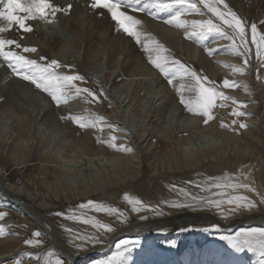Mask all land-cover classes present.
Listing matches in <instances>:
<instances>
[{"label":"rangeland","instance_id":"374dc122","mask_svg":"<svg viewBox=\"0 0 264 264\" xmlns=\"http://www.w3.org/2000/svg\"><path fill=\"white\" fill-rule=\"evenodd\" d=\"M162 2L169 3V0H162ZM225 2L243 18L246 24H257V39L259 40V36L264 34V23H262L264 21V0H225ZM51 3L64 9V11L58 12L55 18H52L53 20L62 21L61 18L69 16L73 11V14H82L79 26V41L83 45V51L80 62L74 61L68 55L61 58L54 53L60 45V39L52 35L49 36L46 32L41 34L37 29L41 28L39 27L42 24H40L41 20L27 22L33 28L32 32H23L18 26L13 25L9 31L0 33V38L15 40L22 46L35 47L37 52L25 53V55L30 59L37 60L38 63H47L52 59H56L62 65H71V71L63 68L60 71L67 74L78 73L83 75L85 81L77 82L80 87H88L98 95L102 90L104 95L100 97L99 102L88 103L83 97H74L69 100L70 102L77 99L76 104H72L73 107L72 105L69 106V102L57 106L47 93L36 89L30 82L15 76L8 68L7 63L0 58V64L4 68V72L10 75V80H19L20 83L33 92L39 93L44 99L41 103L46 108L45 112L42 110L38 117L28 116L30 119L26 117L21 130L23 132H20L22 133L21 138H13L16 134L10 135L11 129H4L0 133V169L4 172V178L9 182L16 186L22 185L23 190L19 193H11L13 197L31 203L36 212L53 224L56 239L59 244L65 246L68 253L78 254L99 244L85 243L77 239V236L96 235L104 243L111 234V232H104L103 229L97 230L91 223H83L84 219L109 224L117 230L124 225L142 221L140 219L141 215L148 216L147 220H149L166 216L175 211H193V208H175L165 203L166 201L191 202V198L185 193H190L196 197H204L205 199H219L222 197L220 195L214 196L213 193L236 195L239 191V189L233 191L230 188L207 190L211 180L224 181L231 178L232 182L251 183L257 189V192L264 194V48H261V57L258 58L256 56V46L249 43L251 53L245 74H232L231 69L226 67L225 64L216 63L217 61H223L227 64H242L243 59L232 51L231 41L225 40L216 33L207 34L202 41L196 37L186 39L184 28L165 23L177 12H184L181 19L189 22L187 25L188 31H191V21L194 19L211 18L215 21V18L202 5H200V12H187L180 5L157 6L154 0H140L138 5L135 0H132V3L125 7L124 10L128 14L141 21L138 27L142 33L151 36L169 49L170 58L179 59L182 63L196 69L198 72H202L210 80L216 81L218 86L222 85L224 78L238 81L237 87L229 89L221 87L220 90L225 92L226 95L235 97L240 103L233 104L231 101H227L225 102L227 107L217 106L213 109L214 119L205 125L203 117L189 113L179 102L176 89L185 81L178 78L179 80L174 82L175 87L169 85L164 75L148 62L147 54L141 46L122 31L115 30V24L106 10L91 9V0H70L67 2L65 0H51ZM69 5H71L70 9L68 8ZM135 7L144 8V11H132L131 9ZM82 10L83 13L80 12ZM150 13L154 15H150ZM21 15L23 14L21 13ZM0 23V27L7 26L6 21L1 20ZM75 25H78V23H71V30L75 29ZM42 27H46L44 23ZM162 28L172 29L173 32H176L175 39L165 36ZM45 33L50 46L42 47L30 41L32 38L45 36ZM229 33L231 34L230 30ZM248 40L249 42L251 40L250 28L248 30ZM239 43L240 41L237 39V44ZM69 46L71 47V45ZM206 47L215 49V54L209 56L205 51ZM11 48L18 52L22 51V49H15L14 45ZM100 48L108 55V68H105L101 77H98L91 71H95L96 61L100 58ZM194 49L199 51L197 52ZM95 52H97L99 58H94ZM195 53L198 54L195 55ZM41 56L47 59L41 61ZM203 57L213 67L209 66L210 72L200 61ZM116 58H119L118 68H114ZM214 66L218 67V70L219 67L230 69L231 75L228 73L229 71L223 73V69L218 71ZM126 76L132 78L130 80L132 81L131 92L134 89V94L142 97V102L139 104L141 109H138V96H135L134 109L131 106L126 108L125 105L123 106V102H126L125 93L120 95L113 92V87H117L125 81ZM7 84L10 86L8 90L0 89V120L4 117L3 108L7 111L14 110V108L22 110L17 108L18 103L23 101L20 88H18V85H13L11 81ZM240 88L243 91H239ZM246 88L248 89L246 90ZM163 92L164 94H162ZM162 95L166 97V102L164 101L163 105L161 102ZM185 95L189 96L191 93L185 92ZM28 101L27 105H29ZM219 103L218 101L217 105ZM243 105H246V107ZM1 106L4 107L1 108ZM170 107L176 108L175 120L168 128V134L173 140L176 137L184 138L190 135L185 129L179 128L177 122L183 121L180 119L181 117L187 119L193 117L192 120L195 119V122H198L200 129L208 128V125L213 124L215 127L214 132L218 131L216 133L221 134L224 137L223 140L228 137L229 141L235 138L238 139V147L233 149L230 142L228 144L223 143L222 146L225 145L223 152L220 151L217 155L209 154L199 165H183L182 161L177 162L163 156L168 153L170 148H173V144L167 138H164L163 133H158L166 127L165 123L169 118ZM233 109L243 111L248 115L235 117L231 115ZM23 111L25 112V108H23ZM69 114L84 116L88 119L97 117H103L104 119L102 121L97 120L95 128L81 129L70 119H61V117L69 116ZM10 117L8 123L13 126L14 118ZM143 119L144 121H142ZM233 119L237 121L236 125L221 127L222 122L231 125ZM134 120H137L136 127H134L135 122H132ZM26 122L29 125L31 124V127ZM141 123H143L144 128L149 130L148 138H145V136L140 137ZM240 123H245L248 127L241 129L238 127ZM252 125L256 128L251 129L253 128ZM233 128L236 130L233 131ZM112 136L116 137L115 141H111ZM204 136L206 139L208 138V135ZM205 138L204 140H206ZM202 139L203 137L200 135L192 136L189 145L198 148L202 145ZM79 140L87 141L90 147L89 151L87 150L88 152L83 154L78 148L76 149ZM98 140L110 141L117 146L126 145L132 151H121L109 147L106 143L96 142ZM119 155L127 158L128 163L124 165L126 169H131V172L125 178H121L122 180H117V178L115 181V178H112L111 181L105 182L96 188L93 174L103 173L104 170L109 168L110 160H115L120 157ZM130 157L133 159L131 160ZM171 161L177 163L173 164ZM137 162L139 163L137 164ZM137 165L140 167H138L139 170H136ZM123 166L122 168H124ZM59 178L64 186L72 184V187H74L76 185L80 194L75 192L74 194H68L67 197L63 194L62 197H49L48 199L47 195L50 194L48 188L51 185H59ZM197 185L200 187H197ZM125 194L138 198L152 207L159 206L164 214L157 216L150 210L132 211L131 205L124 200ZM245 196L255 201L256 206L252 209L240 208L232 211L234 205L225 204L220 209L198 206L195 210L213 212L228 220V223L244 221L249 215H264V202H261L260 196L249 191L245 193ZM223 198H226V195ZM47 199L51 200V204L41 206V202H48ZM88 201L103 204L105 207L116 208L124 213V217L117 219L116 216L109 215L106 212H97L93 207L80 208L81 204ZM0 211L6 213L5 217L0 220V226L4 230V235L0 236V253L10 250L8 256L0 259V264H16L17 261L20 264H56L57 258L62 259L65 264H98V262L111 258L117 251H124L123 248L117 249L116 247L121 240H138L139 243L129 245V250L125 252L124 257L117 264H197L196 260H199L201 264H212L209 260L210 255L235 258L244 255L248 258L247 260L253 261V264H264V256H261L258 250L248 251L246 247L242 249L234 248L228 240L221 239V237L235 236L239 232V228L246 230L255 227L251 223L221 227L205 218L198 221L181 222L176 225L165 224L166 227L162 226L163 228L155 231H140L141 233L131 235L121 234L122 236L119 235L117 239L115 238L116 240L113 243L97 255H92L93 252H90L70 263L68 258L49 245L45 233L39 227L32 224L22 212H18L13 205L11 206L1 198V192ZM56 213H63L64 215H56ZM73 216L79 217V219H69ZM262 226L264 228V223L258 225L259 228H262ZM69 229L71 231H68ZM35 231L41 232V236L38 238L41 240L40 245H26L24 241L34 238L32 234ZM215 263L219 264V262L214 261L213 264Z\"/></svg>","mask_w":264,"mask_h":264},{"label":"snow or ice","instance_id":"6c2138e0","mask_svg":"<svg viewBox=\"0 0 264 264\" xmlns=\"http://www.w3.org/2000/svg\"><path fill=\"white\" fill-rule=\"evenodd\" d=\"M157 6L168 7L171 5H180L187 12H200L201 8L207 9V11L215 18V21L211 18L200 19L191 21V31H188L187 20H182L181 17L184 12H177L165 23L175 25L179 28L185 29V38L191 39L196 37L199 40L210 33H216L225 40H229L232 43V51L238 57L243 59L242 64H227L226 62L217 61V63H223L226 67L231 69L232 74L243 75L246 72V68L249 64V55L251 48L249 43L256 46V56L261 57V48H264V34L257 39V24H246L242 17H240L235 11H233L225 0H169V3H163L162 0H154ZM132 0H91L90 8L93 10H106L111 17V20L115 24V30L122 31L128 37L133 38L135 43L140 45L143 51L147 54L148 62L158 69L161 74L167 79V83L175 87L174 81L177 78L185 81L177 88L179 95V102L185 107V109L192 114L200 115L203 117V123L207 125L209 121L214 119L213 109L217 106L223 108L227 107L225 102L231 101L233 104H239L235 97L226 95L220 88L229 89L238 86V81L229 80L224 78L222 85H217V82L210 80L207 75L202 72H198L196 69L182 63L179 59L174 57L170 58V51L159 41L154 40L151 36L142 33L139 29L141 21L135 19L132 15L125 11V7L129 6ZM138 5L140 0H135ZM71 8V5L68 6ZM132 11L142 12L144 8L135 7ZM64 11V9L57 7L51 3V0H0V20L6 21V27H0V33L9 31L13 25L18 26L23 32H32L33 28L27 23L30 20H42L45 23H51L58 12ZM21 13L23 15H21ZM150 15H154L150 13ZM218 21V22H217ZM264 23V21H262ZM227 30H226V28ZM250 28L251 40H248V30ZM229 30L231 34L229 33ZM143 37V38H142ZM237 39L240 43L237 44ZM22 49V51H16L11 48ZM7 49V50H6ZM205 51L209 56L215 54V49L205 48ZM37 49L35 47L22 46L20 43L12 39L0 38V58L7 63L8 68L12 73L20 79L30 82L36 89L47 93L51 100L57 105L67 104L70 99L74 97H83L88 103L93 101L99 102L101 96L104 95L101 90L99 95L90 90L88 87H80L77 82H84L85 77L81 74H67L60 71V69H68L71 71V65H62L58 60L52 59L47 63H38L37 60L30 59L25 53H35ZM47 58L41 56L40 60L45 61ZM185 92L191 93L186 96ZM220 102L217 105V102ZM246 107V105H243ZM231 115L235 117H241L248 115L243 111L233 109ZM70 119L74 124L78 125L81 129L89 127L95 128L97 120H103V117H97L95 119H88L84 116L71 115L67 117H61V119ZM237 121L233 119L231 125L221 123V127H232L236 125ZM112 127L111 125H109ZM239 128H247L248 125L240 123ZM233 131L236 129L233 128ZM116 137L112 136L111 141H115ZM98 143H106L109 147L117 148L118 150L131 152L132 149L126 145L117 146L110 141L98 140ZM197 187H200L197 185ZM230 188L232 190L245 189L249 192L257 193L260 196L261 202H264V194L257 192V189L251 183L232 182L231 178L220 181L211 180L207 190ZM183 191V190H181ZM185 195L191 198V202H165L168 206L175 208H193L196 207H215L220 209L222 205H235V211L239 208L251 209L256 206L255 201L249 199L245 195H227L224 193H213V195H220L222 198L214 199L204 197L192 196L190 193ZM226 195V198H223ZM124 200L131 205L132 211L140 212L141 210H150L155 215L160 216L164 213L160 210L159 206L152 207L145 204L138 198L130 197L128 194L124 195ZM93 207L97 212H106L109 215L116 216L117 219L124 217V213L113 207H105L103 204H97L94 201H88L80 205V208ZM6 213L0 211V220L5 217ZM56 215H64L63 213H56ZM69 219H79V217H69ZM140 219L147 220L148 216L141 215ZM123 222V221H121ZM83 223H91L97 230L103 229L104 232H113L115 229L109 224H103L99 221L84 219ZM68 231H71L69 229ZM4 235L3 227L0 226V236ZM34 238L26 239L24 243L29 246H39L41 240L38 239L41 236L40 231H35ZM77 239L84 241L85 243H102L96 235H84L77 236ZM221 239L228 240L229 244L234 248L246 247L248 251H259L261 256H264V229H247L241 230L233 237H221ZM139 241L121 240L117 243V249L123 248L124 251H117L115 255L106 261L98 262V264H117L123 257L126 251L129 250V245L138 244ZM175 243L174 241L172 242ZM81 247L83 245H80ZM51 255V253H49ZM16 264H20L19 261ZM56 264H65L62 259L57 258Z\"/></svg>","mask_w":264,"mask_h":264},{"label":"bare ground","instance_id":"6f19581e","mask_svg":"<svg viewBox=\"0 0 264 264\" xmlns=\"http://www.w3.org/2000/svg\"><path fill=\"white\" fill-rule=\"evenodd\" d=\"M65 1L67 2V1H70V0H65ZM80 12L83 13L84 11L82 10ZM73 13H74V11H73ZM73 13L70 14L69 16L65 17V18H61L60 17L62 19V21L61 20H57V19L56 20H53L52 17H49V19L53 21L51 23H45L44 21L41 20L40 24L41 23L42 24H41V26H39L41 28L40 29L37 28V29L41 32V34L44 33V32H46L47 35H49V36L52 35V36H55V37H57V38L60 39V45H59L58 49L56 51H54L55 54H57L61 58H65V56L68 55V56L72 57L74 61L80 62L81 61V58H82V51H83V45L79 41V34H80V32H79V26H80V20H81L82 14H73ZM73 22L78 23V25H75V29H72L73 30L72 31L71 30V23H73ZM43 23L46 26L44 28L42 27ZM4 25H6V24H4ZM162 32L168 38L175 39V35H176L175 33L176 32H173L172 29L171 30H168V29H165V28L163 29L162 28ZM46 33H45V36L44 35H41V37L38 36L36 38H32L30 41L32 43H34V44H39L42 47L48 46L49 45V42L47 40ZM178 34H179V32H178ZM69 45H71V47ZM111 47L113 48V46H111ZM100 49H99V51H101L100 52V58L98 57L99 55L97 54V52H95L96 54L94 53V55H95L94 58L97 57L99 59L96 61V65L94 67L95 71H91L93 74H95V76H98V77H101V74L103 73V70H105V68H108V55L106 54V52L103 49H101V50ZM194 50H196V49H194ZM52 51H53V49H52ZM90 51H91V49H90ZM197 54L195 53V55H197ZM228 54H231V53H228ZM221 55H223V54H221ZM217 56H216V58H217ZM232 59H234V58L232 57ZM114 61H115V67L114 68H118L119 58H116V60H114ZM200 61H201L202 65L210 72L211 69L209 68V66L212 67L211 66V63H209L208 60L205 59L204 57L201 58ZM217 66H219V65H217ZM214 68H216L218 70V67H215L214 66ZM221 69H223V71H222L223 73H226V71H229L230 70L228 68H220L219 67V70H221ZM109 70H110V68H109ZM228 73L230 74V71ZM130 77L127 78V76H126L125 81H123L119 86L113 87V92H114V94L116 92L117 94L119 93L120 95L123 94V93H125L126 102L125 103L123 101L122 102H123V106L125 105L126 108H128L129 106H131L134 109L135 102H136V97L138 96L137 97L138 109H141L140 106H139V104H140V102H142V97L140 95L134 94L135 93V90L134 89L131 92L130 86H131L132 81H130V80L132 78H130ZM10 79H11L10 75L4 72V68L0 64V89H4L5 91L8 90L10 86H8L7 83L9 81H11L13 85H18V88H20L21 95H23V101L21 103H18L19 104L18 107L15 106V107L20 108L22 110H16L14 108V110H11L10 109V111H7L5 108H3L4 106H1V108H3L2 109V113L4 114L3 115L4 117H3V119L0 120V133H2L4 131V129H11L10 135L11 134L12 135L16 134V136H13V138L16 137L18 139V138H21V136H22V133H20V132H23L21 130L23 129V122L25 121L26 117H28V116H30V117L31 116L32 117L33 116L38 117L40 115V113H41L42 110H43V112H45V109L46 108L41 103V101H44V99L42 98V96L39 93L33 92L27 86H25L22 83H20L19 80H10ZM178 80L179 79L177 78L174 82H177ZM179 82H181V81H179ZM135 84H137V83H135ZM247 89L248 88H246V90ZM239 91H243V90L240 88ZM129 93H131V94H129ZM162 94H164V92ZM1 95H2V93H1ZM78 100L80 101L79 98H78ZM123 100H124V98H123ZM27 101L29 102V105L26 104ZM164 101L166 102V97L162 95V100H161L162 105H163ZM75 102H77V99L70 101L69 102V106L71 107V105L74 104ZM14 105H15V103H14ZM73 106L74 105H72V107ZM154 106L156 107V105H154ZM157 106H159V105H157ZM116 107H118V106H116ZM23 108H25V112L23 111ZM111 110H113V109H111ZM175 112H176V108H173V107L172 108L171 107L169 108V113H168L169 114V118L167 120V123H165L166 127H165V129H163V131L158 132V133H163L164 138H167L173 144V148H170V150L168 151V153L167 154H164L163 156H167L168 158H171L172 160L177 161V162H179V161L181 162L182 161V164L183 165L184 164L185 165H196V164L199 165V163L201 161L205 160L209 154L210 155H215V154L217 155V153H220V151L223 152L225 150V147H224L225 145L222 146L223 143L224 144H228L230 142L231 145H232V147H233V149H236L238 147V143H237L238 142V139L235 138V139H231V141H229L228 140L229 137H228L227 139H224L223 140L224 137H222L221 134L216 133L218 131L214 132L215 131V127L213 126V124L212 125H208V128L209 129L208 128L200 129L198 127V122H195L196 121L195 119L192 120L193 117H191V119H189V118L187 119V118L181 117L180 119H182L183 121L177 122L179 128L185 129L187 131V133L189 132L190 135H188V136H186L184 138H177L176 137L173 140L170 137V135L168 134V131H169L168 128H170L169 125L173 124V122H174L173 120H175L174 119V117L176 116V113ZM10 116H12L14 118L13 119L14 120L13 121L14 122L13 123V126H12V124L10 125L8 123V119H9ZM28 119H30V118L28 117ZM142 121H144V119ZM27 122H26V124H28ZM132 122H135L136 125L134 127H136L137 126V120H134ZM251 122H252V120H251ZM256 124H258V123L256 122ZM252 126H253V128H251V129L256 128L254 125H252ZM248 130H249V128H248ZM148 131H149L148 128H144L143 127V123H141L140 124V133H141L140 134V137H144L145 136V138H148V135H149ZM199 135L203 137V139H202V145H200L198 148H193L191 145H189V141L192 138V136L195 137V136H199ZM204 135H208V138L206 139ZM204 138L206 140H204ZM256 139H257V137H256ZM257 141H258V139H257ZM77 148L79 149V151L81 153L84 154V153H86V152L89 151L88 149L90 147L88 146L87 141H85V140H83V141L81 140L80 141L79 140L78 143H77V145H76V149ZM119 156L120 157L116 158L115 160H110V163L108 164L109 165V168L106 169V170H104V172L102 171L103 173L98 172L96 174H93L94 175V179L93 178L92 179L94 181H96V185L94 183L93 184L95 186H97L96 188H98L99 185H102L105 182L111 181L112 178H115V181H116L117 178H118L117 180H122L123 178L126 177L127 174H129L131 172V169H126V166L124 165V164H127L128 163L127 158H124V156H121V155H119ZM179 158H180V160H179ZM132 159L133 158H131V160ZM136 161H137V159H136ZM177 162H172V163L175 164ZM138 163L139 162H137V164ZM168 164H170V163H168ZM176 165H178V164H176ZM122 166L124 168H122ZM138 167L139 166L137 165L136 170H139L140 167L139 168ZM186 167H188V166H186ZM243 172L245 173L246 171H243ZM58 180H59L58 181L59 185L56 184V185L52 186L51 183H50L51 186L48 188L50 194L47 195L48 196V199H49V197L59 198V197H62L63 194L66 195V197H67L68 194H74L75 192H77V194H80L77 191L78 188L76 187V185L74 187H72L73 186L72 184L70 186H64V185H62V183L60 181V178ZM21 190H23L22 185L21 186H16V185L12 184L11 182H9L6 178H4V172L0 169V192H1V198L5 202L11 204V206L13 205V207L18 212L19 211L22 212L26 216V218L29 219L32 222V224H35L37 227H39V229H41L45 233L46 238H47V235L50 234L52 238H51V240H48V239L47 240L49 242L50 241H53V244H54L53 247L56 250L59 249L63 253L61 255H63L66 258H68L70 260V263L73 262V261H75L76 259H78L80 257H84L85 254H88L90 252H93L92 255H97L98 253H100L101 251H103L104 249H106L111 243H113V240L115 238H117L121 234L131 235V234H137L140 231L141 232L155 231V230H158V229L163 228L162 226L166 227V225H169V224L170 225H176V224L181 223V222H188V221H195V220L198 221V220H202V219H205V218H214V219L218 220L219 222H221L224 225H227V224H231L232 223L231 221H230L231 223H228L229 222L228 220H226L223 217H220V216H218V215H216V214H214L213 212H210V211H205V210L178 211V212L175 211V212L170 213V214H167L166 216H163V217L149 219V220H145V221H138V222L131 223L129 225H124L120 229H117V230L111 232V234H110V236H109V238L107 239L106 242L99 243V244H97V245H95L93 247H90L89 249H86V250H83V251L79 252L78 254H73L72 255V254H70V253H68L66 251V248H65L64 245L59 244V241L56 239V235H55V232H54L53 224L48 219L44 218L41 214H39L38 212H36L33 209V207L31 206V203H27V202L21 201L18 198L13 197V195L11 194V193H19ZM246 192H247V190H245V189H239V191H238V193L236 195H245ZM71 196H73V195H71ZM49 204H51V200H48V202H46V201L41 202V206L42 205L49 206ZM234 208H236L235 205H234ZM239 209H236V210H239ZM249 217H250L249 218L250 219L249 221L242 222V223H238L237 225H241L243 223H251L255 227H252L250 229H264L263 226H262V228H259L258 227V225H261V224L264 223V215H260V216H252V215H249ZM159 224H161V225H159ZM238 230L240 231V230H243V229L239 228ZM8 252L4 251V252L0 253V259L8 256L9 255ZM247 259L248 258L247 257H244V255L238 256L236 258L235 257H231V256L221 257L219 255L218 256H216V255L215 256L214 255H210L209 256V260H210V262H212V264H213L214 261L219 262V264H236V263L237 264H253V261H251L250 259L249 260H247ZM196 263L197 264H201V262H199V260H196Z\"/></svg>","mask_w":264,"mask_h":264},{"label":"water","instance_id":"95a60500","mask_svg":"<svg viewBox=\"0 0 264 264\" xmlns=\"http://www.w3.org/2000/svg\"><path fill=\"white\" fill-rule=\"evenodd\" d=\"M250 217H247L246 218V220H244V221H234V222H232L231 224H227V225H224V224H222L221 222H219L218 220H216V219H214V218H207L206 220H208V221H213L215 224H218L219 226H221V227H233V226H235V225H237L238 223H242V222H247V221H249L250 219H249ZM122 236V235H121ZM51 235L49 234V235H47V239L48 240H51ZM117 239V238H116ZM116 239H114L113 241H115ZM49 245L50 246H54V244H53V241H50L49 242ZM55 249V248H54ZM59 250V249H58ZM57 250V252L58 253H60V254H63L60 250L58 251Z\"/></svg>","mask_w":264,"mask_h":264}]
</instances>
